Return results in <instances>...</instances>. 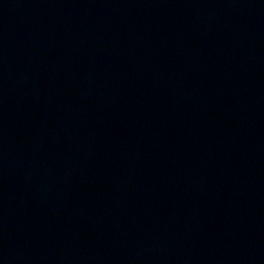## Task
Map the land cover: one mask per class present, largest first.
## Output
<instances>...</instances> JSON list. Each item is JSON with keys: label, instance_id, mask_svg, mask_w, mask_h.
<instances>
[{"label": "water", "instance_id": "1", "mask_svg": "<svg viewBox=\"0 0 264 264\" xmlns=\"http://www.w3.org/2000/svg\"><path fill=\"white\" fill-rule=\"evenodd\" d=\"M0 264H264V0H0Z\"/></svg>", "mask_w": 264, "mask_h": 264}]
</instances>
